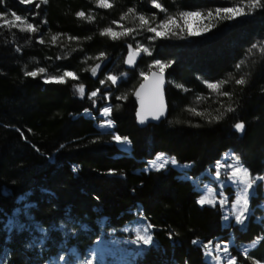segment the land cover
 <instances>
[{
    "label": "trees",
    "instance_id": "obj_1",
    "mask_svg": "<svg viewBox=\"0 0 264 264\" xmlns=\"http://www.w3.org/2000/svg\"><path fill=\"white\" fill-rule=\"evenodd\" d=\"M158 2L166 12L154 8L151 0H109L110 8L98 7L97 0H47L31 9L17 0L0 3L5 19H13L15 12L38 26L36 33L0 28V258L4 264H45L66 252L61 249V233L51 231L60 224L73 230L65 246L84 255L101 233L119 231L134 221V212L139 210L153 226L157 246L135 264H207L193 240L226 242L232 231L239 245L264 236L262 226L252 219L242 230L223 229L219 209L200 206L199 193L176 171L143 172L146 161L163 153L179 164H191L188 173L197 178L230 151L253 177L264 176V56L257 52L246 57L253 43L264 41V0L251 15L232 21L215 19L216 27L201 37L151 40L152 33L141 31L114 40L101 34L107 28L116 32L136 28L140 14L150 20L155 15L158 23L166 15L206 13L232 6L235 0ZM129 9L135 11L129 13ZM79 12L85 16L78 17ZM53 35L59 36L55 44ZM137 41L146 44L152 54L142 57L134 70H126L123 59L129 44L135 48ZM243 59L247 62L237 71L235 65ZM103 61L104 68L118 63L128 74L118 87L111 88L110 104L114 132L130 142V155L83 116L85 109L98 116L105 104L102 97L94 98V107L88 98L103 80V68L95 76L91 68ZM155 61L171 63L164 71L169 115L159 125L139 128L133 92L144 80L141 73L148 76ZM40 67L47 73L36 78L25 75ZM65 71L77 79L63 84L43 82L45 75ZM229 74L236 79L246 74L247 83L241 86L233 80L222 89L233 93L231 99L217 98L204 82H218ZM81 84L83 98L74 88ZM198 94L207 99L196 104ZM220 102L225 107L231 104L235 111L219 122L208 123L187 111L195 107L218 115ZM238 122L245 125L242 133L234 128ZM74 166L78 171H73ZM22 196L32 205L27 212L33 221L50 229L40 252L31 248L33 238L27 231L14 228L7 233L4 228L6 216L19 209L16 200ZM232 253L237 264H264V239L247 258L235 250Z\"/></svg>",
    "mask_w": 264,
    "mask_h": 264
},
{
    "label": "snow or ice",
    "instance_id": "obj_2",
    "mask_svg": "<svg viewBox=\"0 0 264 264\" xmlns=\"http://www.w3.org/2000/svg\"><path fill=\"white\" fill-rule=\"evenodd\" d=\"M3 0H0V3H2ZM21 3H31L32 0H20ZM43 2H47V0H43ZM152 6L154 8L159 9L161 12H166V9L163 8V6L158 2V0H151ZM97 6L100 8H110L112 7V4L109 3V0H97ZM39 7V5H37ZM259 7H262L261 0H235V2L232 4V6L227 7H217L214 10H209L206 13L201 11H183L179 12L176 15H166L164 19L160 20L158 23L155 22V15L151 17V20L146 17L143 14L138 15L139 25H137L136 28H124L122 32H116L112 28L105 29L101 34L107 35L112 39H118L121 36H129L132 33H136L137 35L140 34L141 31H147L150 33H153L154 36L149 37L151 40H155L156 38H169L171 37H177L180 39H184L185 37V29H187L186 36L187 37H196L203 35L206 32H209L212 30V28L216 27L214 23L211 21L213 19H218L220 21H232L237 19L238 17H244L247 15H251L253 11ZM247 9V10H246ZM134 9H129V13H133ZM6 14H0V21H3V23H0V28H18L20 32H28V33H36L38 32V26H34L32 23H28L26 19L22 18L20 15H17L15 12L11 13V16L13 19H5ZM127 15V14H126ZM77 16L80 18H83L85 16V13L79 12L77 13ZM91 19V17H89ZM121 19H125L124 16L121 17ZM192 19H199V20H209V23L202 28H197L193 30L191 26L189 25V21ZM19 22V23H18ZM182 22V25H181ZM46 23V21H44ZM115 23V22H114ZM153 23L155 26H152ZM173 26H175L176 29H179V32L175 31L173 29ZM58 35H53L51 37L52 43L55 44L58 40ZM135 39V36L132 37ZM69 39H75L73 37H69ZM39 43L43 44L44 40L40 39L38 41ZM129 54L128 58L125 61L130 66L135 65V56H138L139 53L142 51L147 55H151V51L149 48L144 47L140 44H137L136 46V52L135 56L133 55V49L132 45L129 44ZM20 49H17L19 51ZM259 53L261 56H264V41H258L256 43H253L251 47L248 49L246 53V57L254 56L256 53ZM104 54L101 53V56ZM59 59V57H57ZM87 59H92V57H88ZM96 59H99V57H96ZM246 59H243L239 61L235 68L237 71L241 69V66L246 64ZM100 67L99 64H97L95 67L91 68L92 75L95 76L97 69ZM151 67H159L160 69V78L159 83L163 82V72L166 68L171 67V63H161L160 61H155L154 65H150ZM47 69L44 67H40L37 70L34 71H26L25 75L36 78L38 75L46 74ZM121 75H126V73H122ZM141 75H144V78L147 80L148 76L145 75L143 72ZM153 77H156L157 74L155 72H152L151 74ZM65 78H72L77 79L75 74L73 72L65 71L61 75H45L43 82L48 83H55V84H63L66 83ZM107 80H110L113 85L117 83L118 77L115 75H108ZM233 80H235V84L237 85H245L247 83L246 74L242 75L239 79H236L233 74H229V76L224 79L220 80L218 82L210 83L205 81L206 87L210 90L211 93L215 94L217 98L219 97H227L231 99L233 93L228 91H222L225 85L231 83ZM104 81H101V84H103ZM177 88L183 89L185 92L189 91V89L184 88L182 84H175ZM143 87V85H141ZM75 90L78 92L80 98L84 97L85 89L84 86L81 84L79 86H74ZM99 92V89L96 91H93L89 95V100H92L93 106L95 107L96 101L93 99L97 97V94ZM137 95L139 93L137 92ZM106 98V97H105ZM126 98V97H125ZM120 99V97H118ZM207 98L202 95L196 96V104H199L202 100H206ZM223 109V111H220V109ZM187 111H189L191 114L195 116H200L201 118L205 119L208 123L212 122H219L227 113H231L235 111V108L229 104L227 107L224 106L223 102H220V108L216 109L218 115H212L211 112H208L207 110L204 111H198L197 108L191 107L188 108ZM85 113L91 116V113L88 109H85ZM112 114V107L106 106L100 110V117L103 118V122L98 124V128L101 129V134H109L113 136L114 141L118 144H125L130 143L127 141V138L120 137L119 135L112 133L110 130L114 127V122L109 119ZM162 115H164L163 110H157L152 118L153 119H159ZM137 116H140V113H137ZM94 118V117H93ZM139 122L143 124L145 120L143 118H140ZM194 127H200L199 124L193 125ZM234 128L237 132H243L245 125L242 122L235 123ZM63 145H61V148ZM124 150V149H121ZM231 160V163H228V161ZM171 164L173 167L179 166V162L175 159V157H167L165 154H157L156 158L152 161H149V168H146L145 171L149 170H155L157 172L161 171L162 169H165L166 166ZM191 164L183 165V168L188 169L191 168ZM215 167V176L219 178L222 173L221 169H224L223 176L226 181H229L232 186L235 187L236 190V196L235 200L229 204L228 197L224 194V187H225V181L220 180L218 181L220 185V190L217 193L216 190L213 187H209L207 185L201 187V182L199 181V178L192 180L194 185V190L201 193L200 198L198 199L197 203L201 206H204L205 204H208L212 207H216L217 205V196H219V206L220 209L223 212V220L229 221L234 220V223L236 225H240L241 228L246 226L249 214L251 212V209L249 207L250 204V196L252 195V192L250 190L253 189L254 185L257 183V181H264V176L259 177H253L249 170L245 168L239 160V157H237L234 153L228 152L225 153L221 160H218ZM73 171H78V169L74 166ZM110 174H114L113 170H110ZM187 179H192V177H187ZM26 226L22 224H18L15 219H10L6 226H4L6 232H11L14 228L24 229ZM39 227V226H37ZM55 227V225H53ZM64 225H61V228H63ZM153 226L151 224H146L143 227L139 229H135V238L128 241L127 243H130L132 245H136L137 249L135 251V255H142L144 251L151 245L154 244L153 235L150 233V229ZM41 232H46L45 229H39ZM44 239H47V236H44L39 243L43 244ZM261 239H264V237H259L257 240H255L249 247H255L256 244L260 242ZM193 244H198L200 247H202L204 251L205 257H211V261L213 264H216V262L220 261L221 259V248L222 245L220 243H217L215 245V248L211 247V242L208 244H203L198 240H193ZM223 252L228 253L229 249L227 244L223 245ZM248 248L244 249V254L247 258ZM59 260L63 261L65 258L64 256H60L58 258ZM102 259V257L100 258ZM223 259L226 261V264H235V258L231 257L230 254L227 256H224ZM84 264H93L92 259H87L84 261Z\"/></svg>",
    "mask_w": 264,
    "mask_h": 264
},
{
    "label": "rangeland",
    "instance_id": "obj_3",
    "mask_svg": "<svg viewBox=\"0 0 264 264\" xmlns=\"http://www.w3.org/2000/svg\"><path fill=\"white\" fill-rule=\"evenodd\" d=\"M17 1L23 7H27L29 9H31L33 7V5H40V4L44 3L43 0H32L31 3H26V4L21 3L20 0H17ZM214 20L215 19H213L211 22H213ZM208 23H209V20H207V19H205V20L192 19L189 21V25L191 26V28L193 30L197 29L198 27L202 28L203 26L207 25ZM181 25H182V22H181ZM173 29L175 31L179 32V29H176L175 26H173ZM186 32H187V29H185V37L186 38H192V37H187ZM207 33L208 32L204 33L203 35L196 36V37L204 36ZM153 36H154V34H153ZM175 38L177 39V37H171L170 36L169 38H166V39L174 40ZM160 39H164V38H160ZM136 43L148 48V46L146 44L142 43L141 41H137ZM132 49H133V53H134L136 51V47L132 48ZM128 54H129V51L123 59V62H122L123 65H125V60H126V57L128 56ZM142 54H143V57L150 56V55L145 54L144 52H142ZM105 63L106 62H104V61L100 62V63H98V62L96 63V64L100 65V67L97 69V71L101 70L103 68V81H104V83L103 84L100 83L99 92L97 94V97H95V98L102 97L105 100V104H103L101 106L100 110L106 106H111V104H110V98L112 96L111 95V88L118 87L119 83L122 81H125L127 76H128V74L125 71L120 70V67H121L120 64L115 63L113 65H109V67L104 68V65H106ZM152 65H154V63ZM151 68L153 69L152 71H159L160 72L159 67H151ZM122 73H126V75H121ZM108 75H115L118 77L117 83L115 85H113L110 80H107ZM65 79H66V82L68 80H76V79H72V78H65ZM135 91L133 92V95H134ZM100 110H99V113H100ZM83 116L86 118L92 119L95 123L96 128L101 133V129L98 128V124L103 122V118L100 117L99 114H98V116H94L91 113V116H90L84 112ZM108 118L111 119V116ZM107 131L115 133L114 127L110 130H107ZM104 135H109V134L105 133ZM110 136L112 137L111 139L114 142V144L116 145V147L122 153H124L126 155H130V153H131L130 143L118 145L114 141L113 136L112 135H110ZM121 149H124V150H121ZM228 152H230V151H228ZM228 152H225V153H228ZM224 154L222 155V157L224 156ZM156 156H155V158H156ZM166 156L170 157L168 155H166ZM222 157H221V159H222ZM150 161H152V160H150ZM228 163H231V160H229ZM214 165L210 166L204 173H202L197 178H199V181L201 182L202 188H203V186L207 185L209 187H213L217 193L220 190V185H219L218 181L224 180L225 181L224 194H225V196L228 197L229 204H231V202H233L235 200V196H236L235 187L232 186L229 181L225 180V178L223 176L224 169H221L222 175L219 178H217L215 176ZM146 168H149V161H146V166L143 169V172H145V173L157 172L155 170L145 171ZM190 169L191 168H188V169L183 168V164H179V166H177V167H173L171 164H169L168 166H166L165 169H162L161 171H164L165 174H167L169 170H174L180 175L179 176L180 178L190 181V183L193 185L192 180L197 179V178H193V177H192V179L186 178V176L191 177L188 173V171ZM255 177H258V176H255ZM250 191L252 192V195L250 196V204H249L251 212L249 214L247 222L252 219L254 223L261 225L262 228L264 229V181H257V183L254 185L253 189ZM198 193H199V197H198V199H199L201 196V193L200 192H198ZM218 201H219V196H217L216 207H212L208 204H205L203 207H211V208H218L219 209V211L221 212V225H222L223 229L229 230V231L233 228H237L240 230L244 229L246 226L241 228L240 225H236L234 223V220H229L227 222L223 220V218H222L223 212L220 209ZM253 201H255V204L252 205ZM16 202L19 204V209L14 211L11 214V216H6V219H7L6 225L10 219H15V221H17L18 224L25 225L26 227L23 230L27 231L29 233V235L33 238L32 243H31V248H36L40 252L41 249L48 242L50 229L42 228L41 226H39L37 223H35L33 221V218H31L29 216L27 211L29 208L32 207V205H30L29 203L26 202V196L19 197L16 200ZM134 216H135L134 221L125 225L119 231L110 230V231H107V232L104 231L103 233H101V236L99 237V239L95 243H93V245L87 250V252L84 255H81L75 247L65 246L68 239L71 238L70 235L73 233V230L69 225L60 224L58 227L56 226L53 229L51 228V231L52 230L53 231H59L61 233L62 239H63V244L61 246V249L65 250L66 252L60 253L56 257L49 259L45 264H84V261L87 259H92L93 264H135L139 259L142 258L143 254L147 250H149L150 248L156 247L157 244L154 240V244L149 246L144 251V253L142 255H135V251L137 249V246L132 245V244L127 243V242L135 238V231H134L135 229H139V228H141L144 225L149 224V223L143 217L142 212L140 210L135 211ZM61 225H64V227L61 228ZM246 225H247V223H246ZM37 226H39V227H37ZM39 229H45L47 231L41 232ZM149 231L153 235V229L151 228ZM44 236H47V239H44L43 244L39 243V241ZM153 239H154V237H153ZM217 243H220L222 245V248H221V259H220V261L216 262V264H226V261L223 259V257L227 256L229 254L231 257H234L232 250L233 251L235 250L236 252L245 256V254H244L245 248H248V252H249L250 250L255 249L260 242L258 244H256L255 247H249L253 242L249 243V244L237 245L235 240H234L233 233H232V231H230V237H229L228 241H226V242H220L219 240L212 241L211 247L215 248V245ZM224 244H227V246H228V249H229L228 253L223 252V245ZM195 245L200 247L198 244H195ZM200 248H201L202 253H203L204 261L207 264H213V262L211 261V257L206 258L204 255L205 250L202 247H200ZM60 256H64L65 259L63 261L59 260L58 258ZM101 257H102V259H100ZM4 262H5L4 259L0 258V264H4ZM235 264H237L236 259H235Z\"/></svg>",
    "mask_w": 264,
    "mask_h": 264
},
{
    "label": "water",
    "instance_id": "obj_4",
    "mask_svg": "<svg viewBox=\"0 0 264 264\" xmlns=\"http://www.w3.org/2000/svg\"><path fill=\"white\" fill-rule=\"evenodd\" d=\"M135 52L133 53L134 56ZM142 57V52H140L138 56H135V65L133 66H130L125 62L126 69L134 70ZM127 58L128 56L126 57V60ZM152 72H155L157 76L153 77L151 75ZM152 72L148 74V79H144L137 87L133 95L137 105L136 124L139 128H146L150 125H159L160 123L166 121L169 115V106L166 97L167 75L165 72H163V82L159 83L160 72ZM141 85H143V87H141ZM137 92L139 95H137ZM157 110H163L164 115H162L159 119H153L152 116ZM137 113H140L139 117L137 116ZM140 118L145 120L143 124L139 122Z\"/></svg>",
    "mask_w": 264,
    "mask_h": 264
}]
</instances>
